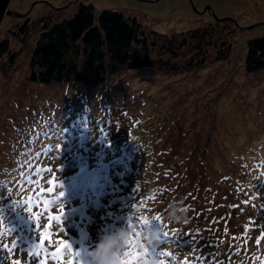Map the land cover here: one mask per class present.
Wrapping results in <instances>:
<instances>
[{
	"label": "rangeland",
	"instance_id": "obj_1",
	"mask_svg": "<svg viewBox=\"0 0 264 264\" xmlns=\"http://www.w3.org/2000/svg\"><path fill=\"white\" fill-rule=\"evenodd\" d=\"M81 4H92L96 18L105 10L121 12L127 18H137L149 29L169 35L220 22L219 29L235 32L237 29L233 36L235 49L227 61H212L190 70L126 69L100 85L70 89L66 84L31 79L30 60L38 29L27 37L20 34L21 43L13 41L11 45L14 61L10 55L0 57V188H4L0 190V232L12 230V234L0 236V243L11 246L15 238L18 249H27L30 244L40 242L24 206L32 194L46 192L41 182L44 184L53 178L45 171L37 175L42 166L38 161L43 154L38 149L46 144L45 134H50V113L68 109L67 98L62 95L74 99L90 95L89 90H101L103 94L106 90L104 101L95 107L88 102L89 107L84 109L91 113L92 124L98 121L96 126L87 128L88 133L107 129L100 120L105 116L106 121L110 113L114 117V123L111 120L109 125L110 139L115 140L114 143L123 144L125 140L144 143L145 148L138 155L147 157L143 161L144 178L148 183L144 185L152 190L147 191L143 205L146 216L161 215L166 229L177 230L180 245H169V252L183 261L203 252L204 264H261L264 261V68L249 73L245 56L248 40L264 36V0H11L8 9L13 14L1 21L0 40L8 36L9 28H15L29 15L35 19L34 26L40 27L48 14L52 23L73 17ZM207 7L220 19L205 12ZM250 26L253 27L248 28ZM66 90L79 91L74 95V91L67 93ZM34 139H39L37 146L32 144ZM97 151L93 148L81 153L87 164L79 170L69 167L65 170L60 166L65 162L51 161L48 157L45 160L63 191L66 189L63 184L84 178L81 180L83 188L89 181L98 182L104 194L107 188L104 179L114 173L111 164L121 162L118 169L127 171H132L136 165L107 150L101 159ZM8 174H13L9 181ZM29 180L33 182L28 183ZM37 180L39 186L35 183ZM91 187H87L84 195L72 198L70 204L63 203L64 232H60L59 225L41 220L42 225L53 223L50 229L53 235L46 238L45 247L49 252H57L59 257L58 261H53L41 253L39 259L45 264H75L76 258L71 255L75 251L80 252L81 264H91L90 252H94L102 239L94 229L112 223L124 226L125 219L118 221L115 215L125 208L114 211L124 200L108 208L89 209L88 202L97 194ZM77 191H70L68 196ZM245 200L249 202L243 203ZM10 201L15 207H9ZM181 202L184 207L190 206V222L169 224L165 219L168 206ZM58 214L57 203L49 209L48 215ZM151 222L155 227L148 231H156L164 237L159 227L163 228V224ZM93 226L94 229H89ZM257 238H260L259 245ZM49 241H67L75 246L65 251L60 244L58 251ZM154 247L164 251L161 244ZM131 250L141 252L136 244ZM167 258L172 260L171 256L158 259L169 264ZM13 260L26 264L30 258L19 250L8 254L0 249V264H12ZM31 264H37V260L33 259Z\"/></svg>",
	"mask_w": 264,
	"mask_h": 264
},
{
	"label": "trees",
	"instance_id": "obj_2",
	"mask_svg": "<svg viewBox=\"0 0 264 264\" xmlns=\"http://www.w3.org/2000/svg\"><path fill=\"white\" fill-rule=\"evenodd\" d=\"M37 18L39 20V17ZM34 20L29 15L19 25L17 23L15 28L7 30L8 36L0 40V57L10 55V59L14 61V54H12L14 51L11 48L12 42L17 43V41H20L21 43L20 34L27 37L30 32L33 33L35 28H37L38 39L35 42L30 60V66L32 67L31 79L48 84H66L70 89L76 86L100 85L108 78L118 75L126 69L154 67L169 72H177L204 66L212 61H227L234 52L233 36L237 33V29L236 32L235 30L219 29L220 22H215L184 31L181 34L169 35L149 29L137 18H127L121 12L105 10L96 18L92 4H81L73 17L57 23L50 21V14L43 19L40 27L34 26ZM245 66L249 73L264 68V36L248 40ZM71 91H74V95H76L79 90H66L67 93ZM89 93L90 95L87 94L86 97L79 96L74 99L63 94L62 96L67 98V111L58 109L53 115L52 112L50 113V125L48 126L50 127V134H45L46 144L38 149L39 152L43 153L41 160L38 161L42 163L41 168H39V170L41 169L39 176L43 169L51 168V165L47 164L48 160H45L46 157L50 158L51 161L65 162L60 165L65 170L67 167L79 170L87 164L84 154L81 153H85L89 149L93 150V148L94 150L95 148L98 149L96 155H101V159H104L105 150H107L108 153H117L118 158L119 155L127 158V163L133 162L136 167L135 169L132 167V171L118 169L117 165L121 164V162H116L114 165L111 164L110 167L113 166L111 169L114 172L113 174H118L106 176L104 184L107 185V188L104 194L98 182L94 184V181H89L83 188V181L81 180L84 178L63 184L66 189L63 191L64 195L61 197L60 203L66 202L70 204L72 198L77 195H84L87 192V187L91 185V191L97 192L99 195L96 194L95 198L88 202L89 209L101 206L108 208V205H115L119 200H124L114 209V211L117 209L120 211L125 208L124 211H120L115 215L118 221L125 219L123 227L120 224L115 226L112 223L110 226L103 224L104 227L99 226L98 229H94L95 226L89 228L94 229L96 235L103 237L114 233L115 229L127 228L131 215H134V224H136L135 217H148L146 216V206L143 203L152 188L147 189L146 185H144L148 183V179L144 178L146 176V165H144L143 161L147 157H143L142 154L138 155L145 148L144 143L126 142V140L123 144L114 143L115 140L110 139L112 131L109 129L110 121L114 118L112 114L109 113L110 117L106 121L103 118L105 116H102V120H100V122L104 121L107 129L99 128L94 132L88 133V129L96 126L98 121L92 124V119H89L91 113L88 110L84 112V109L89 107L88 102L95 107L104 101L106 90H104L105 94L101 90H89ZM91 95L94 97H91ZM85 99L87 102H85ZM53 101L54 105H57L55 103L56 100L54 99ZM103 115H106V113ZM79 118L83 119L76 120ZM62 122H64L62 128H59ZM112 123H114L113 120ZM41 140L43 141L44 139ZM38 143L39 139H34L32 142L35 146ZM58 143L61 145V154L56 150ZM132 147L133 150H131ZM48 148L52 149L51 155L47 152ZM112 160L115 159L113 158ZM68 164L70 166H67ZM102 164L106 166L104 162ZM204 167L206 168L207 166L205 165ZM98 169L102 168L99 167ZM205 173L207 174V172ZM47 174L49 175V173ZM11 175L8 174V181L12 177ZM112 178L115 179L112 180ZM55 182H57L56 179ZM41 185L43 190L51 186L47 182H44V184L41 182ZM149 185L151 186V184ZM3 189L0 188V190ZM124 189H127L125 194ZM59 190L57 191L56 189L53 194L44 192V195L40 196L39 199L41 201L53 199ZM72 190L78 191L73 196H68V193ZM40 192L32 194V196L28 197V200L26 199V202L32 200ZM7 196L9 197L8 194ZM133 204L137 205L139 211L136 208H132ZM9 205V207L14 206L12 201H10ZM42 209V203L39 204V207H33V211ZM105 215L103 216L105 217ZM70 217H73V215H70ZM148 218L151 219V217ZM20 227L21 225L18 226V229ZM71 227L73 228V224ZM142 227L145 231H148L149 228L153 229L155 225L150 221L147 226ZM159 227L163 232V228ZM168 229L165 230L171 233ZM84 231L88 232L87 229H84ZM136 231H140L139 225L136 226ZM159 237V243H154L153 246L161 244L165 252L171 253L167 248L169 245H180L178 240L171 236L166 238V236L163 237L160 234ZM133 241H135V235L133 236ZM164 243L168 245H164ZM74 246L75 243L74 245L72 244V248ZM90 255L93 256V252H90ZM174 256L175 260L167 258L166 262L169 264H204L202 260L205 253L201 252L196 258L189 259V261H183L180 257ZM147 259L149 261L151 257Z\"/></svg>",
	"mask_w": 264,
	"mask_h": 264
},
{
	"label": "snow or ice",
	"instance_id": "obj_3",
	"mask_svg": "<svg viewBox=\"0 0 264 264\" xmlns=\"http://www.w3.org/2000/svg\"><path fill=\"white\" fill-rule=\"evenodd\" d=\"M56 150L61 154V145L58 143L56 146ZM47 152L49 155H51L52 149L48 148ZM43 171L52 174V179H49L47 181L48 185H51L46 188V192L48 194H53L56 192V189L59 188L58 194L54 196L53 199H44L40 200L39 197L44 195V192L41 191L39 195L34 197L32 200L29 202H26V207L25 211L30 214V219L33 221L35 224V229H36V235L38 234L40 242L37 243H32L29 245L27 249H18L17 246V241L15 238L11 240V246H9L8 243H0V249H3L6 253L11 254L14 250H19L21 253H27V256L30 258L29 261L26 262V264H31V261L33 259L37 260V264H45L44 260L39 259L40 254L44 253L46 257H50L51 260L53 261H58L59 257L57 252H49L48 248L45 247V240L47 237L53 235V233L50 231V229L53 226V223L56 225L60 226V232H64V225H63V217H64V211L65 207L63 203H60L61 197L64 195V192L62 190V184L60 182H55V173L52 168H45ZM39 174V170H37V175ZM32 180H29L28 183H32ZM37 186H39L40 182L37 180L35 181ZM160 192L166 191V189H159ZM255 198V197H253ZM249 201L245 200L243 203L247 204ZM43 204V209L40 211H33V207H39V204ZM59 204V214L58 215H48L50 206L53 204ZM19 205V204H17ZM230 207H235V206H230ZM132 208H136L137 211H139V208L137 205L133 204ZM186 210H190V206L186 207ZM134 215H131L129 217L128 221V227L129 228H134L136 230V226H140V231H136V235H139L141 232H145L144 228L142 226H147L150 221H158L163 224V235L164 236H171L172 238H177V230L171 231V233L166 229V225L162 222V216L161 215H154L149 219L148 217H135L136 224L133 223ZM41 220H49L53 223H48V224H41ZM247 226L245 227V234L247 233ZM227 231V230H225ZM12 234L11 229H7L6 232H0V236L4 235H9ZM235 239V237H234ZM244 243H247V240L244 241ZM49 244L53 247H56L59 251V245L63 244L64 245V250H70L72 249V244L67 241H49ZM256 244H260V238L256 239ZM154 245V244H153ZM151 246L150 248H144L143 252L135 253L131 249L135 246V241L130 243L128 246L127 250L124 252V257H126L125 260L122 261V264H132L133 261H136L137 264H148V259L149 257L151 258H159V257H165V256H171L173 260H175V256L172 255V253L165 252L163 250H158L154 246ZM62 254V253H61ZM237 254H239V249H237ZM76 258L75 264H81V261L78 259L80 256V252L75 251L71 253ZM12 264H22L20 260H13ZM160 264H164L162 260H160ZM261 264H264V261L261 262Z\"/></svg>",
	"mask_w": 264,
	"mask_h": 264
},
{
	"label": "clouds",
	"instance_id": "obj_4",
	"mask_svg": "<svg viewBox=\"0 0 264 264\" xmlns=\"http://www.w3.org/2000/svg\"><path fill=\"white\" fill-rule=\"evenodd\" d=\"M165 219L169 224L187 225L190 222L188 211L181 203L170 204L166 210ZM135 235V244L143 252L144 248H150L154 243H159L160 237L156 231H145L136 235L134 228H118L114 233L105 235L97 244L91 264H122L126 259L124 252L130 243L133 242ZM141 240L144 243H141ZM148 264H160L158 258H151Z\"/></svg>",
	"mask_w": 264,
	"mask_h": 264
},
{
	"label": "water",
	"instance_id": "obj_5",
	"mask_svg": "<svg viewBox=\"0 0 264 264\" xmlns=\"http://www.w3.org/2000/svg\"><path fill=\"white\" fill-rule=\"evenodd\" d=\"M10 1L11 0H0V23L1 21L3 20V18L6 16V15H12L13 14V11L8 9V6L10 4ZM205 12H210L212 13V15L217 18L215 16V14L212 12V9L211 7H207L204 9ZM17 15H23V14H19V13H16ZM220 19V18H217V20ZM225 19V18H224ZM253 26H250L248 28H252Z\"/></svg>",
	"mask_w": 264,
	"mask_h": 264
}]
</instances>
